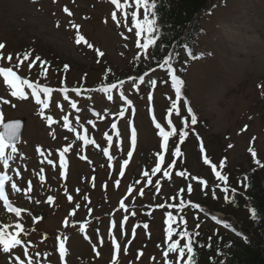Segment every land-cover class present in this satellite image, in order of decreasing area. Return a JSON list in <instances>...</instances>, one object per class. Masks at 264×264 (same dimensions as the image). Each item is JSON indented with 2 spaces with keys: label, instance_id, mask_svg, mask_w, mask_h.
Returning a JSON list of instances; mask_svg holds the SVG:
<instances>
[{
  "label": "rangeland",
  "instance_id": "374dc122",
  "mask_svg": "<svg viewBox=\"0 0 264 264\" xmlns=\"http://www.w3.org/2000/svg\"><path fill=\"white\" fill-rule=\"evenodd\" d=\"M219 2L199 19L202 57L186 54L172 68L184 81L177 116L168 112L175 99L168 72L153 71L151 94L131 88L123 75L138 49L133 0H119V8L111 0H0V68L51 90L41 115L26 85L28 98L21 101L0 76L5 121L26 118L6 177L20 214L0 205V228L22 243L9 254L0 246V264H175L174 253H164L179 236L176 226L225 234L241 225L244 212L226 215L218 208L238 190L242 174L264 176V0ZM106 68L122 74L124 84L99 90ZM81 80L90 87L83 94L60 91L62 83L79 87ZM183 126L188 135L181 141ZM168 213L172 219L165 223Z\"/></svg>",
  "mask_w": 264,
  "mask_h": 264
},
{
  "label": "trees",
  "instance_id": "16d2710c",
  "mask_svg": "<svg viewBox=\"0 0 264 264\" xmlns=\"http://www.w3.org/2000/svg\"><path fill=\"white\" fill-rule=\"evenodd\" d=\"M133 2L136 17L134 27L138 25L140 29L144 26L147 11L152 30L145 28L141 35L137 36L135 48H138V55H134L130 71L123 74L125 77L146 72L151 74L156 69L164 71L168 64L174 66L181 61V56L185 57L186 54L190 56L195 53L198 58L202 57L199 38L205 30L201 28L199 19L202 14H211L216 0H147V9L143 3L137 5L136 0ZM219 3L223 5L222 0ZM145 39L153 40L146 49L142 47ZM121 75L108 68L102 69L97 86L117 81ZM152 81H155L153 77L149 85L142 82L138 86L144 92L149 89L153 91L155 85ZM62 85L66 86L64 83ZM77 86L84 87L86 82L81 80L77 82ZM183 129L184 126L181 130ZM239 180L238 190H233L231 195L225 198L227 207L218 209L226 215L229 211L244 212L243 221L238 216L241 225L234 224L232 232L223 234L216 227L210 230L197 227V224L188 227L184 223L175 227L179 230V236L175 238V242H170L167 248L172 243L183 247L188 239H191L192 264H264V176L255 175L250 171L242 174ZM181 232L187 233V236L182 237ZM174 255V263L177 264L179 253L175 252ZM185 260L186 252L179 264H184Z\"/></svg>",
  "mask_w": 264,
  "mask_h": 264
},
{
  "label": "snow or ice",
  "instance_id": "6c2138e0",
  "mask_svg": "<svg viewBox=\"0 0 264 264\" xmlns=\"http://www.w3.org/2000/svg\"><path fill=\"white\" fill-rule=\"evenodd\" d=\"M111 2L117 8L120 7L119 0H111ZM136 3H137V5H140L141 3H143L145 9H147V7H148L147 0H136ZM64 11L68 12V9L65 8ZM133 15H134V19H135V14H133ZM112 19L114 21L117 19L116 12L112 13ZM145 28H147L148 31L152 30L151 23L149 22V20L147 18V11L145 13L144 26L140 27V29L136 32V36L139 37L141 35V32L144 31ZM82 39L83 38L79 34H77V36H76L77 44H79ZM152 43H153V40L145 39L142 47L146 49ZM4 47H5V45L3 43H0V49H3ZM89 47H91V45H89ZM16 58L20 59L19 55H17ZM12 59H13L12 55H9L8 60L11 61ZM24 59L25 60L28 59L27 54H25ZM36 61H39L41 66H44L47 64V62L41 60V58L39 56L36 57ZM31 66L32 65L30 64L29 67L31 68ZM68 67H69L68 65H65L64 66L65 70H67ZM168 74H169V77L171 80V87L175 91V99L172 100L171 108L168 109V112L172 113V111L175 110V114L177 116H181V111L179 108H177V102L182 99V86L184 85V81L173 71V69L171 67L168 69ZM147 75H148L147 72L144 73V76L140 77V79L143 80L144 77H146ZM0 76L3 77L4 83L6 85H8L9 88L11 89V92H10L11 96L12 97H18L21 101L28 98L27 94L25 93V91L21 87V85H26L27 88H29L31 90V93H30L31 98H34L37 105L42 106L41 107V115H43L44 109L49 107V104L47 101H48V96H49V93L51 90L48 87L41 88L38 85H33L28 80L20 79V77H18L14 73V71L11 67L0 68ZM129 79H133V78L129 77ZM151 83L153 85H155L156 81H152ZM118 84L122 85V84H124V81L118 80L117 83L108 85V87L105 89V91H107L109 89L116 88ZM73 91L79 92L80 90L79 89H73ZM41 93L44 94V99H41ZM109 99H111V97H109ZM149 100H151V95H149ZM3 102L8 103V101H3ZM184 104L185 105L188 104L187 100H184ZM14 106L15 105H13V107ZM72 106L75 107V105H72ZM187 113L191 117V124L193 126L196 125L198 122L197 117L194 114L193 109L190 106L187 107ZM120 115L121 116L124 115L123 111H121ZM44 118L48 119L51 122L50 117H44ZM64 122H65V127H68V118L67 117L64 118ZM21 123L22 122L20 119H11V120L5 121L4 114L2 111H0V128L3 129L2 131H0V164L3 165V168L5 170L3 173H0V199L4 200L5 207H9V204H8L7 199L5 198L4 180L7 177V170L9 168V161L12 160L13 155L16 154L18 151L17 146H16V142L19 139V131L21 128ZM155 127L160 128L161 126H160V124L157 123V124H155ZM112 128L115 129L116 124H113ZM161 135H163V132H161ZM187 135H188V133L186 131L181 130L179 133L181 141H183ZM131 136H132V143L134 145L135 144V138H136L135 129L132 130ZM85 142L87 143V141H85ZM160 147L165 148L166 145L164 143H162L160 145ZM8 149H10V152L6 153V150H8ZM36 151L39 155L44 156V152L40 149L39 146H37ZM179 151H180L179 146H177L176 152L174 153V155L176 153H179ZM201 151H203V148H201ZM105 154H107V149H105ZM132 154H133L132 151L128 152L129 157H131ZM48 163H51V160H49ZM124 163L127 164V161H124ZM205 163H208L207 159H205ZM221 163H223V161H221ZM61 166H63V157H61ZM169 167H172V165H169ZM158 170H159L158 167L153 168L152 172L155 173ZM13 171H15L17 175H19V172L17 170L14 169ZM165 175H167V173H165ZM217 176L219 177L220 180L225 179V177L221 176L219 173H217ZM29 187H31L30 181H29ZM11 188L13 191H19V189L17 188V185L15 183H13L11 185ZM225 191H227V189H225ZM51 199L52 198L49 197V200H51ZM122 207H123V205H122ZM11 210L16 212L17 216L20 214L19 209H11ZM167 215H168V220H166L165 223H168L169 220L172 219L171 213H168ZM213 219H215V218L213 217ZM4 227H7V226L5 225ZM15 227L17 229H20L21 226H20V224H17ZM81 230H83V229H81ZM180 235L182 237H184V236H187V233L181 232ZM21 243H22L21 239L17 238L16 235H9L6 237L4 232H3V229L0 228V246H3L4 253L9 254L10 250L15 249L17 246H20ZM192 243H193V241L191 239H188L187 243H185V245L183 247H178L175 243H172L168 246V250L164 253V255H165V257H167L169 252H173V253L178 252L179 255L177 256V264H179V261L181 260V258H183L185 256V252H186L187 253V260L184 261V264H192V256H193ZM60 256H61V258H63V256H64L63 245L60 246ZM115 258L116 257L114 255L113 260H115Z\"/></svg>",
  "mask_w": 264,
  "mask_h": 264
},
{
  "label": "water",
  "instance_id": "95a60500",
  "mask_svg": "<svg viewBox=\"0 0 264 264\" xmlns=\"http://www.w3.org/2000/svg\"><path fill=\"white\" fill-rule=\"evenodd\" d=\"M16 119H20L21 120V128H20V131H19V135H20V132H21V130H22V128H23V123H24V118H16ZM3 130V129H2ZM19 140V139H18ZM17 140V141H18Z\"/></svg>",
  "mask_w": 264,
  "mask_h": 264
}]
</instances>
